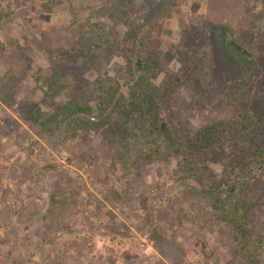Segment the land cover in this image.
<instances>
[{
	"label": "rangeland",
	"instance_id": "1",
	"mask_svg": "<svg viewBox=\"0 0 264 264\" xmlns=\"http://www.w3.org/2000/svg\"><path fill=\"white\" fill-rule=\"evenodd\" d=\"M139 56L174 131L264 108V0H0V264H264L174 171L177 156L122 164ZM116 83L108 121L74 138L41 126ZM231 143L203 152L216 177ZM249 218L264 237V202Z\"/></svg>",
	"mask_w": 264,
	"mask_h": 264
},
{
	"label": "trees",
	"instance_id": "2",
	"mask_svg": "<svg viewBox=\"0 0 264 264\" xmlns=\"http://www.w3.org/2000/svg\"><path fill=\"white\" fill-rule=\"evenodd\" d=\"M127 67L129 77L134 79L130 85L134 93L125 108L127 115L131 111L135 115L130 126L128 122L124 125L125 141L120 147L122 164L138 169L147 159L177 156L174 171L180 178L193 179L199 186L194 190L233 232L248 241L247 244L264 248V237L252 232L249 218L250 211L260 201L264 202V108L257 101H251L237 117L222 119L188 133L177 132L159 117L154 89L147 85L153 62L139 56ZM262 74L260 70L253 72L259 84L263 83ZM119 88L120 84L116 83L94 103L68 97L60 106V113L51 114L41 126L49 131L63 130L68 138H74L80 131L96 126L98 121L109 120L112 104L122 98V95L117 96ZM230 136L232 143L226 153L227 161L221 162L223 171L216 177L215 170H208L204 163L203 152ZM252 184L261 187L253 188ZM250 256L255 260L257 254Z\"/></svg>",
	"mask_w": 264,
	"mask_h": 264
}]
</instances>
